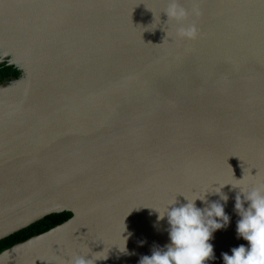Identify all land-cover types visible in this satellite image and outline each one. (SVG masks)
Here are the masks:
<instances>
[{
    "label": "water",
    "instance_id": "water-1",
    "mask_svg": "<svg viewBox=\"0 0 264 264\" xmlns=\"http://www.w3.org/2000/svg\"><path fill=\"white\" fill-rule=\"evenodd\" d=\"M172 2L0 0V64L23 73L0 83V240L72 214L0 264H140L171 244L160 213L204 197L229 217L206 264L250 247L235 203L264 183V0H177L180 21Z\"/></svg>",
    "mask_w": 264,
    "mask_h": 264
},
{
    "label": "clouds",
    "instance_id": "clouds-1",
    "mask_svg": "<svg viewBox=\"0 0 264 264\" xmlns=\"http://www.w3.org/2000/svg\"><path fill=\"white\" fill-rule=\"evenodd\" d=\"M166 13L169 19L177 21L186 19L188 15L177 0H173ZM196 14L201 13L197 10ZM178 35L189 40L196 39L198 29L195 24L181 27ZM241 193L243 199L238 194L235 203V209L241 217L237 222V233L248 241L250 247L240 245L232 249V255L224 253V264H264V183L253 185L249 190L241 189ZM197 199L204 200L205 197ZM222 199L228 198L222 196ZM196 200L187 199L186 204L178 207L174 206L175 201L166 215L159 212V219L167 216L171 244L166 246V250L157 249L150 257H142L140 264H206L212 259L214 250L209 241L216 230L228 223L229 217L222 204L213 202L200 209L196 207ZM245 202L248 203L247 208L244 207ZM99 253L91 259L87 255L73 256L69 264H95L96 260L107 258L100 257Z\"/></svg>",
    "mask_w": 264,
    "mask_h": 264
},
{
    "label": "trees",
    "instance_id": "trees-1",
    "mask_svg": "<svg viewBox=\"0 0 264 264\" xmlns=\"http://www.w3.org/2000/svg\"><path fill=\"white\" fill-rule=\"evenodd\" d=\"M23 75L18 66L2 63L0 64V83L5 79L20 78ZM72 216L70 212L54 213L44 219L30 225L29 227L0 240V252L13 246L14 244L24 241L31 236L40 234L50 228L64 222Z\"/></svg>",
    "mask_w": 264,
    "mask_h": 264
},
{
    "label": "flooded vegetation",
    "instance_id": "flooded-vegetation-1",
    "mask_svg": "<svg viewBox=\"0 0 264 264\" xmlns=\"http://www.w3.org/2000/svg\"><path fill=\"white\" fill-rule=\"evenodd\" d=\"M0 58H3V54L0 53ZM10 64V57H7L6 60L3 63ZM2 64V63H1ZM9 79H11V77H9L8 79H5L4 81H8Z\"/></svg>",
    "mask_w": 264,
    "mask_h": 264
}]
</instances>
